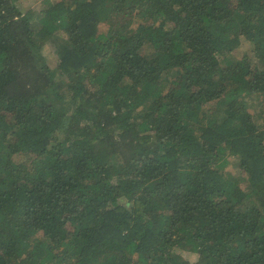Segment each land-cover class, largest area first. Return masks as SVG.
<instances>
[{"label": "trees", "instance_id": "trees-1", "mask_svg": "<svg viewBox=\"0 0 264 264\" xmlns=\"http://www.w3.org/2000/svg\"><path fill=\"white\" fill-rule=\"evenodd\" d=\"M42 3L0 0V264H264V0Z\"/></svg>", "mask_w": 264, "mask_h": 264}, {"label": "rangeland", "instance_id": "rangeland-1", "mask_svg": "<svg viewBox=\"0 0 264 264\" xmlns=\"http://www.w3.org/2000/svg\"><path fill=\"white\" fill-rule=\"evenodd\" d=\"M16 1L18 2L19 6L22 9L33 8L36 11H39L40 8L43 9V7H44L43 3H42V0H16ZM50 1L51 2H56V1H59V0H50ZM100 18H101L100 19L101 23L99 25V29L100 30H105L107 28V23L109 21L108 16L107 17H100ZM250 48H251V46L250 45L248 46L247 42H243L239 47H237L235 50L232 51V55H233L234 58H240L243 53H246L248 55V57L253 60L254 57L251 54ZM42 52L44 54V57H45V60H46L47 64L50 67H52V68L56 67V64H57L58 60H57L56 54L54 53V48H53L51 42H47L46 44H44ZM254 61H255V59H254ZM256 62L254 64V66L257 67V66L261 65L260 62H257V63ZM225 171H228V172L234 174V176L239 177V178H240V175L241 176L243 175V173L237 167V159L235 157H229V164L226 166ZM240 186L242 188H245L246 187V182H242L240 184ZM185 259H187L190 262H193V261H195L197 259V255L194 254V253H188L186 255Z\"/></svg>", "mask_w": 264, "mask_h": 264}]
</instances>
